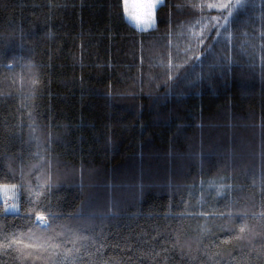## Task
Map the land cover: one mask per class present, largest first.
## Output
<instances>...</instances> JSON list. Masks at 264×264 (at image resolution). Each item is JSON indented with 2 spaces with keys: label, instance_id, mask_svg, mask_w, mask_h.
Instances as JSON below:
<instances>
[{
  "label": "trees",
  "instance_id": "16d2710c",
  "mask_svg": "<svg viewBox=\"0 0 264 264\" xmlns=\"http://www.w3.org/2000/svg\"><path fill=\"white\" fill-rule=\"evenodd\" d=\"M228 2L0 0V264H264V0Z\"/></svg>",
  "mask_w": 264,
  "mask_h": 264
},
{
  "label": "snow or ice",
  "instance_id": "6c2138e0",
  "mask_svg": "<svg viewBox=\"0 0 264 264\" xmlns=\"http://www.w3.org/2000/svg\"><path fill=\"white\" fill-rule=\"evenodd\" d=\"M247 6L248 5H246L245 3H241L240 0H237L235 5H233L231 3V0H229L228 3L222 5L223 9L227 10L229 17H233V10H241V9H244L245 7H247ZM153 7H154V5L148 4V3H137V4H133L132 5L133 9H137V8L145 9L149 16L151 14V9ZM128 10H129V8H128V0H125V12H128ZM132 19H135L138 24L141 23V20H140V18L137 15H133ZM144 22L146 23L147 21H144ZM7 187H8L7 185L0 186V194H4V190ZM36 195L38 196L39 193L37 192ZM4 200L5 201H9V200L13 201L11 206H8V207L4 208L5 212H16V211L19 210L17 205H16V197L12 196L11 194H5L4 195ZM36 220L38 222L44 221L45 217L42 216V215H37ZM22 239H23V237L18 235L15 232H13L11 235H7V234L0 235V247H9V248H13V250L19 251V249L14 248V245H16ZM43 240L45 242L39 244L38 248L47 249L50 246L49 238L45 237V238H43ZM31 243H32V241L30 239L29 240V244L31 245Z\"/></svg>",
  "mask_w": 264,
  "mask_h": 264
},
{
  "label": "rangeland",
  "instance_id": "374dc122",
  "mask_svg": "<svg viewBox=\"0 0 264 264\" xmlns=\"http://www.w3.org/2000/svg\"><path fill=\"white\" fill-rule=\"evenodd\" d=\"M137 3H148V4H152L154 5V7L151 9V14L150 16L147 14L146 10L145 9H133L132 8V5L133 4H137ZM164 3V0H128V12H125L126 16H127V19L129 20H135V19H132V16L133 15H137L140 20H141V23H145L144 21H147L146 24L148 26H151V22L153 21V26L149 27L148 29L146 30H149L151 28H153L156 24V10ZM124 9H125V0H124ZM130 21V22H132ZM1 186V185H0ZM17 191V192H16ZM5 194H11L12 196L16 197V205L19 209V206H18V200H19V190L14 187V186H8L5 190H4V194H0V203L5 207H8V206H11L13 201L9 200V201H5L4 200V195ZM7 214H16L18 213V211L16 212H6ZM46 218V217H45ZM37 221V220H36ZM38 224H40L41 226H47L48 224V221L47 219L44 220V221H40L38 222Z\"/></svg>",
  "mask_w": 264,
  "mask_h": 264
},
{
  "label": "crops",
  "instance_id": "0c3cea01",
  "mask_svg": "<svg viewBox=\"0 0 264 264\" xmlns=\"http://www.w3.org/2000/svg\"><path fill=\"white\" fill-rule=\"evenodd\" d=\"M127 18V16H126ZM129 22L132 20L127 19ZM133 26H135L137 29H139L140 31H145L146 29H148L149 27L153 26V21L151 22V26H148L146 23H137L136 20H133L132 22H130Z\"/></svg>",
  "mask_w": 264,
  "mask_h": 264
}]
</instances>
